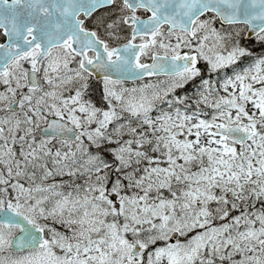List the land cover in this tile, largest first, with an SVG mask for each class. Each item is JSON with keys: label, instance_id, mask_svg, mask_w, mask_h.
I'll use <instances>...</instances> for the list:
<instances>
[{"label": "snow or ice", "instance_id": "1", "mask_svg": "<svg viewBox=\"0 0 264 264\" xmlns=\"http://www.w3.org/2000/svg\"><path fill=\"white\" fill-rule=\"evenodd\" d=\"M0 264H264V0H0Z\"/></svg>", "mask_w": 264, "mask_h": 264}]
</instances>
